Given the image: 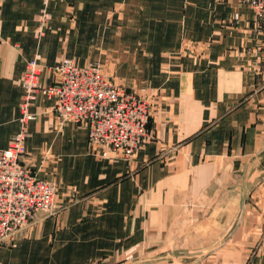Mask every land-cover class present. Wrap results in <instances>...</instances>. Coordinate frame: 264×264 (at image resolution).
<instances>
[{"label": "crops", "instance_id": "0c3cea01", "mask_svg": "<svg viewBox=\"0 0 264 264\" xmlns=\"http://www.w3.org/2000/svg\"><path fill=\"white\" fill-rule=\"evenodd\" d=\"M35 57L42 86L68 58L149 99L152 140L105 153L39 96L22 164L57 184L54 211L1 245L0 264H264V27L248 6L0 0V150Z\"/></svg>", "mask_w": 264, "mask_h": 264}, {"label": "built area", "instance_id": "2783aa9c", "mask_svg": "<svg viewBox=\"0 0 264 264\" xmlns=\"http://www.w3.org/2000/svg\"><path fill=\"white\" fill-rule=\"evenodd\" d=\"M236 1L248 6L258 27H264V0ZM37 22L34 35L41 39L50 14L43 9ZM42 68L38 57L25 64L19 130L0 150V246L12 244L37 214L54 211L57 184L39 179L22 164L27 125L34 119L30 108L39 96L54 99L53 111L61 123L85 125L88 142L105 153L127 159L152 140L149 99L126 91L101 65L77 67L64 58L53 68L55 79L48 86L41 85Z\"/></svg>", "mask_w": 264, "mask_h": 264}, {"label": "bare ground", "instance_id": "6f19581e", "mask_svg": "<svg viewBox=\"0 0 264 264\" xmlns=\"http://www.w3.org/2000/svg\"><path fill=\"white\" fill-rule=\"evenodd\" d=\"M29 169V168H28ZM31 171V170H30ZM32 172V171H31ZM2 245H4V244H2ZM6 245H10V244H6Z\"/></svg>", "mask_w": 264, "mask_h": 264}, {"label": "rangeland", "instance_id": "374dc122", "mask_svg": "<svg viewBox=\"0 0 264 264\" xmlns=\"http://www.w3.org/2000/svg\"><path fill=\"white\" fill-rule=\"evenodd\" d=\"M19 234H21V233H19ZM19 234H18V235H19Z\"/></svg>", "mask_w": 264, "mask_h": 264}]
</instances>
